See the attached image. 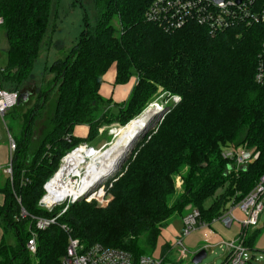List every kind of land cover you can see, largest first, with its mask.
I'll return each instance as SVG.
<instances>
[{
    "label": "trees",
    "instance_id": "16d2710c",
    "mask_svg": "<svg viewBox=\"0 0 264 264\" xmlns=\"http://www.w3.org/2000/svg\"><path fill=\"white\" fill-rule=\"evenodd\" d=\"M93 1L95 23L85 13L77 42L47 67L52 77L42 79L33 99L21 87L36 81L33 69L50 43L46 37L54 0H0V28L8 43L2 84L19 92L4 118L22 129L21 137H14L12 175L0 186V264H61L69 241L62 225L85 247L101 243L121 248L139 264L144 255L156 256L163 230L190 206L199 209L203 221L212 222L264 176V83L256 79L264 22L216 35L194 21L167 31L146 16L154 0ZM113 66L116 85L136 78L120 104L100 92ZM54 93L50 127L35 146L36 121ZM161 95L171 101L168 110L157 130L135 149L126 172L112 182L108 207L77 202L58 224L36 229L31 216L51 217L60 211H48L40 200L61 159L75 146L103 138L107 130L101 135L100 128L126 126ZM79 126L89 128L86 136L75 133ZM229 144H245L260 155L246 167L231 168L233 163L222 155ZM177 178L183 182L181 190ZM219 188L224 192L206 208L204 202ZM31 231L37 233L35 254L27 249ZM160 249L161 257L167 255L171 243Z\"/></svg>",
    "mask_w": 264,
    "mask_h": 264
},
{
    "label": "built area",
    "instance_id": "2783aa9c",
    "mask_svg": "<svg viewBox=\"0 0 264 264\" xmlns=\"http://www.w3.org/2000/svg\"><path fill=\"white\" fill-rule=\"evenodd\" d=\"M146 16L151 22L159 24L167 31H175L194 21L206 26L212 34L216 35L237 25L263 23L264 0H222L221 2H216L215 0H154ZM3 23L4 18L0 14V26ZM4 72L5 68L0 67V115L2 118L17 104L19 99L18 91L3 87L2 74ZM256 79L259 83H264V43L259 56ZM179 99V97H174L175 102H178ZM106 129L107 127L100 128V131L104 132ZM108 129L110 134L116 136L119 128L117 124H114L109 126ZM8 135L10 160L6 171L9 175H12V156L16 150V143L9 130ZM103 148L98 149L95 145L81 143L61 159L57 170L44 185L45 194L40 201V205L50 212H53L56 207L64 206V208L51 217L31 216L36 229L45 230L52 225L58 224V219L68 210L72 203L82 198L96 195V190L102 192L103 186L109 182L108 180L114 174L87 188L76 198L66 196L52 203H45L44 201L49 194V190L47 189L48 184L61 169L62 164L70 154L79 151L86 158H94V152L102 150ZM91 153H93L92 156ZM222 155L233 163L231 168L239 169L246 167L249 163L256 160L260 153L255 149L247 147L245 144H229L223 148ZM87 162V159H83L82 166L78 169V172L70 176L75 183L82 184L85 176L88 174ZM179 181L180 178L178 179ZM97 198L100 199L102 206L110 201L109 198L105 197V191L99 194ZM263 211L264 176L241 200L238 201L234 198L228 204L227 208L218 217L214 218L212 222L203 221L199 209L190 206L188 212L182 219L183 226L180 233L171 243L170 252L176 251L178 259L183 260L188 258L189 251L184 245V238L199 227L221 222L228 228L233 227L234 224L242 228L240 234L235 239L218 243L225 249L222 264H254V261L264 260V253L260 254L259 257H256L257 254H250L251 247L245 239V237L247 238L248 229L258 226ZM21 215L27 217L28 213L25 209H22ZM62 228L69 234V241L67 252L61 264H134L133 255L129 251L105 246L101 243H95L89 247H85L80 239L72 235V231L67 225H62ZM31 233V237L27 242V249L29 252L35 254L38 249L37 233L35 231H31ZM211 247L212 245H207L206 249ZM165 259L166 255L162 257L144 255L140 258L139 264H164Z\"/></svg>",
    "mask_w": 264,
    "mask_h": 264
},
{
    "label": "rangeland",
    "instance_id": "374dc122",
    "mask_svg": "<svg viewBox=\"0 0 264 264\" xmlns=\"http://www.w3.org/2000/svg\"><path fill=\"white\" fill-rule=\"evenodd\" d=\"M88 14L91 23H95L97 10L93 0H54L53 8H52V16L50 20L49 30L46 39L50 38V43L45 44L43 53L41 57L36 61L33 74L35 76V80L31 81V84H25L21 87V90H25L31 93V97L34 99L35 94L37 92V85L40 84L44 77L50 79L52 76L47 72V67H49L52 62L58 58H64L71 47L77 42L80 32L84 27V15ZM7 47L8 43L4 34V31L0 28V67H6L8 63V55H7ZM112 72V71H111ZM131 86V85H130ZM129 87V85H128ZM26 88V89H25ZM56 93L48 99L47 109L44 114L36 121L35 125V134H34V143L37 146L42 138L44 137L46 131L50 127V121L53 114L54 106L56 103ZM173 101L175 102L174 98ZM170 99L166 95L159 96L152 104L149 105H160L163 108H168L170 105ZM166 114V113H165ZM164 117V116H163ZM162 117V119H163ZM156 122L154 126L148 131L147 135L155 132L162 121ZM121 126L118 125V128ZM8 128H10V133L13 137L19 138L21 137V127L9 117L2 118L0 115V157L2 159V163L5 165L3 168H0V186L3 185L6 181L9 173L6 171V168L9 164L10 160V152H9V143H8ZM82 128L79 127L76 129V132H79ZM107 134L102 136L100 140H98L94 145L96 148H102L110 146L115 140V136L109 133V129L107 127ZM105 130V131H106ZM104 131V132H105ZM100 134L103 135L104 132L99 130ZM146 135V136H147ZM145 136V137H146ZM145 137H142L138 140L135 145V149L138 147L140 142L144 140ZM133 150L132 154L127 158V160L123 163L121 167L110 177L109 182L103 186V191H105V197L109 198L110 201L113 199V194L111 193L110 188L113 185V180L117 178V176L124 174L128 168V161L134 155ZM105 150V149H102ZM101 150V151H102ZM5 151L6 154H5ZM9 153V154H7ZM177 178V188L178 190L182 189V180L180 179V183ZM225 188H219L215 194V196L209 197L205 202L204 206L206 208L210 207L215 200V197L221 195ZM97 194L91 197L82 198L71 205L77 202H84L87 206L91 208H107L109 203L102 206V203L99 198V194L102 192L100 190H96ZM4 201V196L0 193V203ZM41 201V200H40ZM70 207V206H69ZM60 211L63 210L64 206L56 207ZM54 210V211H55ZM174 220H181V217L178 216ZM242 228L234 224L233 227L228 228L224 226L221 222H215L213 224L207 225L205 227H199L194 230L191 234L184 238V245L189 251V256L186 259H178V255L176 251L170 252L166 255L164 264H196L193 262V257L196 253H198L202 249H206L207 245H212L211 248L206 249L207 256L202 260V262L197 264H222L225 256V249L223 246L218 244L221 241H231L235 239L241 232ZM2 235V230L0 227V239ZM246 241L249 243L251 250L250 254H257L256 257H259L260 254L264 253V211L261 214L260 222L258 226L251 227L248 229ZM164 243L163 240L159 242V248L156 251V256L161 257V245ZM254 264H264V260L254 261Z\"/></svg>",
    "mask_w": 264,
    "mask_h": 264
},
{
    "label": "bare ground",
    "instance_id": "6f19581e",
    "mask_svg": "<svg viewBox=\"0 0 264 264\" xmlns=\"http://www.w3.org/2000/svg\"><path fill=\"white\" fill-rule=\"evenodd\" d=\"M163 110L164 108L157 104L148 107L126 126H121L116 132L113 143L103 148L105 150L94 152V158H86L79 151L70 154L48 184L49 194L44 200L45 203H52L66 196L76 198L87 188L114 174L127 158L135 142L154 126ZM83 159L88 161L86 166L88 174L82 184H78L70 176L78 172Z\"/></svg>",
    "mask_w": 264,
    "mask_h": 264
},
{
    "label": "crops",
    "instance_id": "0c3cea01",
    "mask_svg": "<svg viewBox=\"0 0 264 264\" xmlns=\"http://www.w3.org/2000/svg\"><path fill=\"white\" fill-rule=\"evenodd\" d=\"M115 78H116V67L113 66L108 72V74L105 76V82L102 84L100 92L104 97L111 98L115 104H120L125 100H127V98L129 97L132 88L136 83V78L133 77L127 84H123V85H116ZM113 108L116 110V107ZM79 127H81L82 129L79 132L75 131V133L79 136H86L88 134L89 128L87 126H79ZM6 152L7 151H5V154ZM3 166L5 165L2 163V159L0 157V168L2 169ZM182 219L183 218H181V220H174V222L172 221L169 224V226H167L163 230L162 240L164 242L172 243L174 241V239L182 229L183 226Z\"/></svg>",
    "mask_w": 264,
    "mask_h": 264
},
{
    "label": "water",
    "instance_id": "95a60500",
    "mask_svg": "<svg viewBox=\"0 0 264 264\" xmlns=\"http://www.w3.org/2000/svg\"><path fill=\"white\" fill-rule=\"evenodd\" d=\"M216 2H221L222 0H215ZM149 107V106H148ZM147 107V108H148ZM146 108V109H147ZM145 109V110H146ZM144 110V111H145ZM167 110H168V108H164V110H163V112L161 113V115L159 116V118H158V120L156 121V122H159L161 119H162V117L165 115V113L167 112ZM147 133H148V131H146L140 138H142V137H145L146 135H147ZM139 138V139H140ZM138 139V140H139ZM138 140L135 142V144H134V146L132 147V149H131V151H130V153L128 154V156H127V158L132 154V152H133V150L135 149V145H136V143L138 142ZM127 158L124 160V162L127 160ZM123 162V163H124ZM123 163L121 164V166L123 165ZM207 256V251H206V249H202V250H200L198 253H196L195 255H194V257H193V262L194 263H200V262H202V260L205 258Z\"/></svg>",
    "mask_w": 264,
    "mask_h": 264
}]
</instances>
